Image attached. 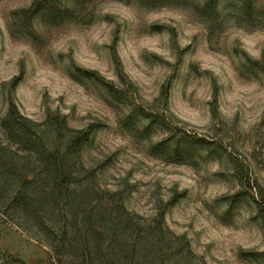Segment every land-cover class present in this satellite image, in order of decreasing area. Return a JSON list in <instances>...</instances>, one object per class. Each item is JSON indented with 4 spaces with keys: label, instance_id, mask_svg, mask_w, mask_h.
Returning <instances> with one entry per match:
<instances>
[{
    "label": "rangeland",
    "instance_id": "1",
    "mask_svg": "<svg viewBox=\"0 0 264 264\" xmlns=\"http://www.w3.org/2000/svg\"><path fill=\"white\" fill-rule=\"evenodd\" d=\"M0 155L28 196L0 209V264L79 263L39 240L69 223L109 264L176 240L264 264V0H0Z\"/></svg>",
    "mask_w": 264,
    "mask_h": 264
},
{
    "label": "trees",
    "instance_id": "2",
    "mask_svg": "<svg viewBox=\"0 0 264 264\" xmlns=\"http://www.w3.org/2000/svg\"><path fill=\"white\" fill-rule=\"evenodd\" d=\"M2 129L6 133L7 137L14 138L15 140L17 135L15 134V129L7 127L4 123L1 124ZM15 142V141H14ZM21 143V142H20ZM18 156L16 155H0V198L3 195L4 189H10V187H14L12 191V197L5 200H8V203H2L0 205V209L2 207L5 211H14V209L23 206L27 201L26 188H24L23 183L27 182L26 179H21L22 176L19 175L18 168H22V166L16 165L17 162H21L17 160ZM56 160L54 156L49 159V161L53 164L54 170V186L55 192H57V185L60 186H68L70 184V180L65 179V176L62 172L63 161L60 158V161H52ZM21 177V178H20ZM3 191V192H2ZM68 191V188L65 192ZM69 192V191H68ZM67 195V194H66ZM256 204V208L258 210L257 214L264 221V200H256L254 201ZM16 207V208H14ZM120 214H126L123 208H119ZM5 214V212H3ZM54 227L49 226L48 224H44L40 227L42 233L40 235L41 239H39L42 243H45L47 246L51 248L52 251L55 252L56 255H68L72 258H75L77 264H109L101 258H97L96 254L93 253L92 243H91V230L84 232L82 236H78L74 232V237L70 238V232L74 225L72 223L66 224V226L53 229ZM91 231V232H90ZM73 234V232H72ZM151 245L142 246L137 243L126 245L122 243L118 246V253L120 252V256H123L125 259L121 264H190V258H187L186 255L183 257L181 251L183 249V244L181 245L178 240L174 242V244L166 247V244H158L150 243ZM111 243L107 246V249H110ZM117 246V245H116ZM143 247V248H142ZM117 248V247H116ZM97 250V249H96ZM264 255V254H263ZM14 263H17L16 261Z\"/></svg>",
    "mask_w": 264,
    "mask_h": 264
}]
</instances>
